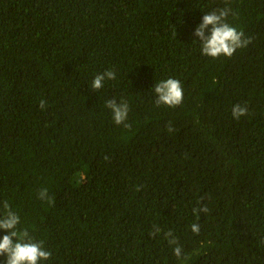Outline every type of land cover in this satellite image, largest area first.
Listing matches in <instances>:
<instances>
[{
	"label": "trees",
	"instance_id": "obj_1",
	"mask_svg": "<svg viewBox=\"0 0 264 264\" xmlns=\"http://www.w3.org/2000/svg\"><path fill=\"white\" fill-rule=\"evenodd\" d=\"M226 6L251 43L203 56L193 32ZM167 78L175 108L155 105ZM5 200L51 251L40 264H264V0H0V214Z\"/></svg>",
	"mask_w": 264,
	"mask_h": 264
},
{
	"label": "clouds",
	"instance_id": "obj_2",
	"mask_svg": "<svg viewBox=\"0 0 264 264\" xmlns=\"http://www.w3.org/2000/svg\"><path fill=\"white\" fill-rule=\"evenodd\" d=\"M227 2V0H226ZM232 13L230 7L214 9L202 16L201 22L195 28L193 35L198 38L200 51L203 56L217 59L221 56L230 58L236 50L245 48L251 43L250 38H246L243 31L227 22L229 14ZM116 73L106 70L97 74L92 81V89L99 90L103 88L105 80H115ZM152 91L155 95V105H163L175 108L183 101V89L179 80L167 78L155 83ZM45 101L41 100L39 107L44 109ZM106 107L110 110L113 122L125 128L131 126L127 123L129 114V104L126 101L117 102L116 99L106 101ZM248 108L246 105L235 104L232 108L234 119L239 120L242 116L247 115ZM167 131L172 132L174 129L169 125ZM107 159V157L105 158ZM38 199L54 204V198L49 196L46 188L41 189L38 193ZM3 213L0 214V230L7 234L0 238V257H5L3 264H40L41 261H47L52 256L50 250H45L43 241H37L30 232L20 229V216L11 209L8 201L2 204ZM208 212L206 206L194 208L193 213L199 217V213ZM160 229L155 228L152 235L159 233ZM191 231L199 234L200 227L197 223L191 225ZM165 239L169 245H176L174 255L181 257V248L177 239L171 231L164 233Z\"/></svg>",
	"mask_w": 264,
	"mask_h": 264
}]
</instances>
